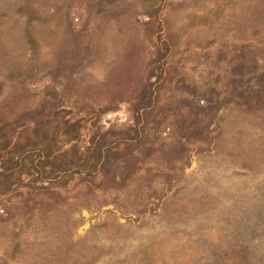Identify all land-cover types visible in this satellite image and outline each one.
Here are the masks:
<instances>
[{
  "label": "rangeland",
  "instance_id": "374dc122",
  "mask_svg": "<svg viewBox=\"0 0 264 264\" xmlns=\"http://www.w3.org/2000/svg\"><path fill=\"white\" fill-rule=\"evenodd\" d=\"M0 264H264V0H0Z\"/></svg>",
  "mask_w": 264,
  "mask_h": 264
},
{
  "label": "trees",
  "instance_id": "16d2710c",
  "mask_svg": "<svg viewBox=\"0 0 264 264\" xmlns=\"http://www.w3.org/2000/svg\"><path fill=\"white\" fill-rule=\"evenodd\" d=\"M100 153V152H99ZM63 158L62 159H60V157H59V160H58V162H59V165L60 164H64V161H70L71 162V159H69L68 158V156H67V154L65 155V156H62ZM63 170V169H62ZM7 172V171H6Z\"/></svg>",
  "mask_w": 264,
  "mask_h": 264
}]
</instances>
